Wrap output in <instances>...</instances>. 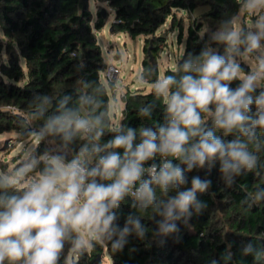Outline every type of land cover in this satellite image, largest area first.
I'll list each match as a JSON object with an SVG mask.
<instances>
[{
  "label": "trees",
  "instance_id": "1",
  "mask_svg": "<svg viewBox=\"0 0 264 264\" xmlns=\"http://www.w3.org/2000/svg\"><path fill=\"white\" fill-rule=\"evenodd\" d=\"M89 1L0 0V36L5 38L0 39V50L5 48L8 53L7 62L0 65V133L17 130L29 136L38 132L42 139L37 156L53 152L47 147V138L69 150L70 154H56L66 160H71L85 143L92 146L91 138L78 136L66 143L61 135L47 132L46 122L64 108L79 110L90 119L100 117L104 132L99 140L101 145L116 134L113 129L144 126L155 130L158 124H166L164 105L154 93V84L160 78L158 59L169 46V34L178 29L177 42L184 50L176 67H167L164 74L179 78L180 73L174 70L190 57L199 56L207 48L224 53L225 45L216 43L213 36L235 25L245 2L96 0L113 9L115 33L123 32L133 39L143 36L141 75L152 85L149 91H126L121 122L116 125L111 119L110 95L102 77L107 64L97 37V32L107 25L110 13L106 10L105 16L99 7L94 18ZM200 9L205 10L199 12ZM184 20L188 21L186 28ZM241 67L248 71L245 63L241 62ZM236 138L245 139L238 133L227 139ZM249 151L256 157L251 170L241 168L238 173L224 175L216 161L186 173L188 183L179 190L191 188L193 176L209 184L203 193H196L201 204L199 211L190 205L180 219L169 221L176 225L172 233L160 232L163 217L153 210L154 205L141 210L139 201L126 196L120 207L113 210L117 233L94 239L91 249L82 251L80 264H102L106 252L112 264H264V130L256 129V140L249 143ZM161 160L158 155L145 164H158L160 170ZM43 167L40 162L39 169ZM21 188L23 185L19 184L7 191L9 195H19ZM175 194L176 190L168 193ZM156 195L155 203H166L158 186ZM128 216L140 220L145 235L141 239L133 231L124 237L120 248L114 249ZM75 239L73 234L66 240L59 264H70L69 251L75 247ZM249 245L251 251H246Z\"/></svg>",
  "mask_w": 264,
  "mask_h": 264
},
{
  "label": "clouds",
  "instance_id": "2",
  "mask_svg": "<svg viewBox=\"0 0 264 264\" xmlns=\"http://www.w3.org/2000/svg\"><path fill=\"white\" fill-rule=\"evenodd\" d=\"M243 6L255 20L246 32L233 25L214 34L213 40L225 45L223 54L207 48L174 70L179 78L165 75L155 82L166 124L155 130L113 129L116 134L101 145L100 117L90 119L64 108L46 122L47 132L61 135L64 142L79 136L91 138L92 146L85 143L71 160L45 154L12 175L0 174V264H59L70 235L76 236L77 249L85 247L79 238L83 232L111 237L118 231L113 210L129 195L140 202L141 210L154 205L163 217L160 232L172 233L176 225L169 221L180 219L190 205L199 211L196 193L209 184L193 176L191 188L179 190L188 183L186 173L216 161L224 175L255 166L249 143L256 140V129L264 130V0H245ZM236 133L245 139H227ZM158 155L164 159L159 172L155 164L145 168ZM40 162L43 169L29 178ZM145 172L148 179L142 178ZM19 184L24 185L20 194L9 195L7 190ZM156 186L166 203H155ZM171 190H176L174 196L168 195ZM133 231L142 239L146 229L138 218L128 216L113 248H120Z\"/></svg>",
  "mask_w": 264,
  "mask_h": 264
},
{
  "label": "rangeland",
  "instance_id": "3",
  "mask_svg": "<svg viewBox=\"0 0 264 264\" xmlns=\"http://www.w3.org/2000/svg\"><path fill=\"white\" fill-rule=\"evenodd\" d=\"M89 4L94 18L96 17V13L99 7H102V9H106L110 13L107 25L103 30L97 32L98 41L102 46L107 67H109L111 64H114L121 69V75L118 82L125 83L124 90L128 91L136 89H146V91H149L152 85L145 81L141 75L142 61L144 58L143 36H139L136 39H133L126 33H115L114 31L112 32L110 29L114 19L113 9L109 7L107 3H99L97 1L95 3L94 0H90ZM178 16L181 15L178 14ZM254 20L255 17L250 16V14L243 7V9L235 19L236 27H245L248 30ZM169 22L170 21L168 20V23ZM187 23L188 21L184 20L185 28L187 27ZM177 34V28L169 34V46L161 53V56L158 59L160 78L165 76L164 73L167 67H176L177 59L184 50V46L179 45V43L177 42ZM0 39L5 41L3 35L0 36ZM261 43L264 44V41H262ZM236 59L240 61V63H245L240 59V57H236ZM7 60L8 53L6 49L3 48L0 50V65L3 62H7ZM105 72L106 70L102 73V77L108 87V92L110 95V115L113 123L117 125V123H119V121L121 120L123 105L125 103L123 97L119 93H113L114 91L111 85L112 82H110V80L105 77ZM41 139L42 138L38 132L30 134L29 136H25L22 132H19L17 130H10L0 133V171L6 175H12L14 174L15 170L21 167L23 164L30 163L33 160L39 159V157L43 156H37L36 153ZM46 142L47 147L54 152V155H56L60 151L70 154L68 149L58 146L53 140L47 138ZM39 165L40 163L37 164L35 172L28 174L29 178L36 175V172L40 171ZM80 239L83 240L85 247L80 249L74 247L70 249V264L72 257H74L76 260L78 259L77 250H90L92 247V241L94 239H97V237L91 236L87 232H83L80 234ZM102 264H112V259L108 252L104 254Z\"/></svg>",
  "mask_w": 264,
  "mask_h": 264
},
{
  "label": "built area",
  "instance_id": "4",
  "mask_svg": "<svg viewBox=\"0 0 264 264\" xmlns=\"http://www.w3.org/2000/svg\"><path fill=\"white\" fill-rule=\"evenodd\" d=\"M121 75V69L114 65V64H111L109 67H107L106 69V72H105V77L110 80V82H112L114 84V86H112L113 88V93L114 94H120L122 97L125 96V93H126V90L125 89V83H119V77ZM48 155H54V152H48L47 153ZM164 162V159L162 158L161 160V166ZM151 165V164H149ZM149 165L145 164V168H147ZM157 167H156V171L158 172L159 170V165L158 164H155ZM143 179H148L149 176H148V173L145 172L144 173V176L142 177ZM138 187V185H137ZM131 198L135 199V197L129 195Z\"/></svg>",
  "mask_w": 264,
  "mask_h": 264
},
{
  "label": "water",
  "instance_id": "5",
  "mask_svg": "<svg viewBox=\"0 0 264 264\" xmlns=\"http://www.w3.org/2000/svg\"><path fill=\"white\" fill-rule=\"evenodd\" d=\"M102 12L105 14V16H107L106 9H102ZM110 30L113 32V30H114L113 26H111ZM42 169L43 168H41L40 171ZM77 254H78V259L76 260L74 257H72V264H80V259L82 258V251L77 250Z\"/></svg>",
  "mask_w": 264,
  "mask_h": 264
},
{
  "label": "crops",
  "instance_id": "6",
  "mask_svg": "<svg viewBox=\"0 0 264 264\" xmlns=\"http://www.w3.org/2000/svg\"><path fill=\"white\" fill-rule=\"evenodd\" d=\"M94 2L96 3V0H94ZM205 9H200L199 10V12H202V11H204ZM235 26H236V22H235ZM148 91V90H147ZM117 102V101H116ZM123 107H124V105H123ZM121 117H122V115H121ZM120 122H121V120L119 121V123H117V125H119L120 124Z\"/></svg>",
  "mask_w": 264,
  "mask_h": 264
}]
</instances>
